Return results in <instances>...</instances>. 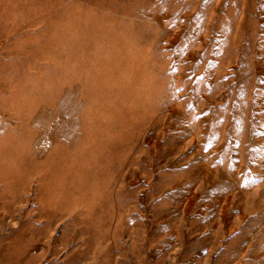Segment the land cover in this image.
I'll return each instance as SVG.
<instances>
[{
  "label": "rangeland",
  "instance_id": "1",
  "mask_svg": "<svg viewBox=\"0 0 264 264\" xmlns=\"http://www.w3.org/2000/svg\"><path fill=\"white\" fill-rule=\"evenodd\" d=\"M0 264H264V0H0Z\"/></svg>",
  "mask_w": 264,
  "mask_h": 264
}]
</instances>
